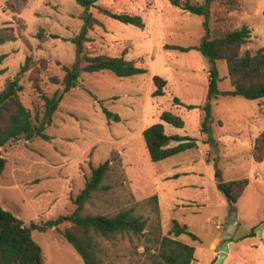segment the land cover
<instances>
[{
	"label": "rangeland",
	"instance_id": "1",
	"mask_svg": "<svg viewBox=\"0 0 264 264\" xmlns=\"http://www.w3.org/2000/svg\"><path fill=\"white\" fill-rule=\"evenodd\" d=\"M6 1L0 0V28L13 26L24 38L0 45V56H4L0 90L31 56L35 61L46 59L47 68L22 76L24 105L35 112L43 102L33 85L34 77L40 78L44 92L51 95L59 90L63 95L46 128L49 139L20 138L1 148L7 163L0 176V204L30 229L43 249L45 264H85L58 229L42 231L39 226L73 212L72 198L84 188L91 167L107 159L114 162L109 181L114 187L88 203L85 212H112L137 204L140 213L155 221V205L148 198L158 194L163 234L177 220L199 236V240L189 235L176 237L196 247L192 264H215L218 254L212 244L217 238V246L225 241L221 234L229 204L217 177L224 181L248 177L249 184L236 203L238 223L223 264H264V239L258 233L240 239L264 224V160L256 161L252 153L254 140L264 130L261 101L219 95L212 102L208 132L202 131L209 72L217 68L219 89L233 88L226 64L214 63L195 47L206 36L205 17L184 11L171 0H97L88 10L76 0H28L20 12L11 11ZM259 3L254 0L246 5L255 10ZM99 7L141 16L144 26L121 22ZM85 12L103 24L94 25L88 33L91 42L86 47L91 55H122L146 71L119 77L109 70H81L78 85L67 92L61 83H54L52 76L63 79V66L82 68L85 64L73 42L83 27ZM167 44L192 48H166ZM245 48L257 49L251 41ZM156 75L167 80L163 96H153ZM175 97L182 103H176ZM103 108L118 114L119 121L108 119ZM164 110L185 122L183 127L163 122L166 133L195 137L198 146L154 162L142 131L161 122ZM104 247L107 260L115 264H143L145 259L143 245L126 238Z\"/></svg>",
	"mask_w": 264,
	"mask_h": 264
},
{
	"label": "trees",
	"instance_id": "2",
	"mask_svg": "<svg viewBox=\"0 0 264 264\" xmlns=\"http://www.w3.org/2000/svg\"><path fill=\"white\" fill-rule=\"evenodd\" d=\"M86 10L95 5L97 0H76ZM28 0H7L8 8L13 12H20ZM171 3L184 11L205 17L204 26L206 36L199 45L195 46L211 61H223L228 68V78L231 90H221L218 87V70L214 67L209 72L208 101L204 106L205 119L202 131L208 132V125L212 119V102L219 95H239L248 99H257L260 102V111L264 114V47L256 50L245 48L250 41L252 29L243 21L242 16L246 10V0H205L194 2L192 0H171ZM100 12L109 15L127 24L144 26L141 16L126 12H113L110 9L99 7ZM84 24L80 34L73 40L77 45L78 56L85 64L82 68L76 64L63 66L65 75L62 80L52 76L54 83H61L63 91L67 92L78 85L80 71L89 73L109 70L119 77L132 76L145 72V68L136 64V61L126 59L124 56H111L107 54H90L86 43L91 42L88 33L94 25L103 24L92 14H83ZM42 37V33L39 32ZM24 38V34L15 32L13 26L0 28V45ZM27 42L28 40L25 39ZM188 50L192 47L178 45L165 46ZM4 56H0V60ZM41 67L47 68V60L35 61L28 56L19 71L6 79L4 87L0 90V176L5 170L7 160L2 155L1 148L9 141L25 138L32 140L38 136L49 139L46 128L51 124L53 115L62 100V93L56 90L48 94L42 90L40 78H33V85L38 91L42 104L35 112L28 109L21 97L23 89L22 76L29 72L34 74ZM154 97L166 93L167 80L154 76ZM174 101H182L175 97ZM193 107L192 105L188 106ZM108 119L112 117L119 121L118 114L103 108ZM161 122H155L142 131L150 159L154 162L167 159L182 151L197 148L198 139L191 136L167 134L163 122L175 127L185 125L181 116L171 110H164L160 115ZM209 136L208 141H211ZM175 143V144H173ZM253 157L256 161L264 160V130L256 137L253 145ZM114 171V162L107 159L91 167L84 188L72 198L76 205L73 212L60 215L43 222L39 228L45 231L49 228L58 229L67 241L75 248L85 264H115L107 260L104 244L121 239H128L131 243L143 245L145 259L143 264H192L195 256V246L176 237L189 235L194 240L199 236L190 230L186 224L174 220L168 234H163L159 218L160 207L157 194L148 198L154 203L156 220L145 217L139 212L137 204L130 207H120L112 212H99L88 214L86 205L95 198L106 195L113 187L111 175ZM249 184L248 177L226 180L218 183L220 190L233 203H237ZM65 224L64 228H60ZM253 228L244 233L240 239L256 235ZM0 264H45L42 247L32 238L31 231L24 222L0 204Z\"/></svg>",
	"mask_w": 264,
	"mask_h": 264
},
{
	"label": "water",
	"instance_id": "3",
	"mask_svg": "<svg viewBox=\"0 0 264 264\" xmlns=\"http://www.w3.org/2000/svg\"><path fill=\"white\" fill-rule=\"evenodd\" d=\"M223 178L221 176L217 177V182H223ZM229 204V210L227 215V220L224 222L223 233L221 237L225 239L224 243L221 246H216L219 239L215 240L213 244V248L218 254V258L215 264H223L224 258L226 257L227 253L230 251L229 244L231 242V238L235 233V229L238 223V208L236 203H233L229 198H227ZM256 232L264 239V224L257 228Z\"/></svg>",
	"mask_w": 264,
	"mask_h": 264
},
{
	"label": "crops",
	"instance_id": "4",
	"mask_svg": "<svg viewBox=\"0 0 264 264\" xmlns=\"http://www.w3.org/2000/svg\"><path fill=\"white\" fill-rule=\"evenodd\" d=\"M254 0H246V3L252 2ZM260 5L258 7H254L255 10L248 9V4L246 5V10L242 16L244 22H246L249 27L252 29L251 35V43L253 47L259 48L264 47V0H260ZM178 174L180 176V172H176L174 175ZM174 175H170L169 177H175ZM158 195V194H157ZM159 202L161 201V196L158 195ZM174 198V196H173ZM213 246V244H212ZM217 246V245H216ZM196 248V247H195ZM215 250V248H214ZM196 251V249H195ZM216 252V251H215ZM195 256V253H194Z\"/></svg>",
	"mask_w": 264,
	"mask_h": 264
}]
</instances>
